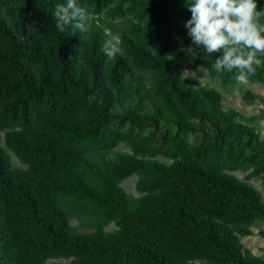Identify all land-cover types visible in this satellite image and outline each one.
Instances as JSON below:
<instances>
[{
    "label": "trees",
    "instance_id": "obj_1",
    "mask_svg": "<svg viewBox=\"0 0 264 264\" xmlns=\"http://www.w3.org/2000/svg\"><path fill=\"white\" fill-rule=\"evenodd\" d=\"M64 2L0 0V264H264L241 242L264 222L262 194L231 174L264 183V140L184 75L191 45L158 31L187 34L185 0H78L89 33L57 28ZM102 16L129 19L112 58ZM222 55L195 64L240 86ZM248 82L264 84V66ZM195 123L215 134L192 146ZM121 144L130 153L111 155ZM133 176L139 196L122 186Z\"/></svg>",
    "mask_w": 264,
    "mask_h": 264
},
{
    "label": "clouds",
    "instance_id": "obj_2",
    "mask_svg": "<svg viewBox=\"0 0 264 264\" xmlns=\"http://www.w3.org/2000/svg\"><path fill=\"white\" fill-rule=\"evenodd\" d=\"M261 0H185L191 18L184 21L191 38L190 53L203 55L223 50L216 58L218 71L234 73L235 81L247 84L251 75L264 66V8ZM57 28L69 25L87 32L91 19L78 0H65L56 6ZM106 56L112 58L122 51L121 37L113 34L103 43Z\"/></svg>",
    "mask_w": 264,
    "mask_h": 264
},
{
    "label": "rangeland",
    "instance_id": "obj_3",
    "mask_svg": "<svg viewBox=\"0 0 264 264\" xmlns=\"http://www.w3.org/2000/svg\"><path fill=\"white\" fill-rule=\"evenodd\" d=\"M258 7L264 8V2ZM86 11L90 16L91 27H92V25H94L93 21L95 22L96 18L95 20L94 18H91L93 17L92 14L87 9ZM102 20L103 23L98 21L97 25L103 27L105 29L106 34L110 33L112 35V33H120V31L125 26L124 25L125 21H128L129 19L117 18L112 21L106 18L105 16H102ZM89 31H87V33H89ZM158 31L164 33L165 35L170 37L173 41H177L180 43L187 42L191 45V47L193 46L189 36L181 28H176L168 33L165 32L164 30H158ZM199 56H200L199 53H190L188 51V59L179 60L180 67L184 72V75L190 78V80L192 81V85L194 87L202 86L207 88H213L220 91L223 95V101H222L223 107L225 109L233 108L237 110L241 114L243 122L250 126H254L260 138L264 140V84L248 82L247 84L235 87L231 83L223 84L221 81L213 82L210 80L208 76V69L206 66H196L195 59L199 58ZM247 92L256 95L257 99H255L252 103H247L243 98ZM131 104L132 102L125 101L124 108L127 109L128 107H130ZM124 108L117 107L116 112L121 113ZM169 128L163 129L160 132L159 137H161ZM150 130L151 129L148 128L147 132H149ZM205 133H209L211 135L215 134L214 130L208 124L205 125L201 123H195V131L190 133H185L184 139L187 142V144H190L192 146L200 145L205 140ZM116 153L118 154L130 153V149L127 145L121 144L112 152L111 155ZM12 159L16 167H22V165L15 157H13ZM159 160L168 162L163 158H159ZM231 174L237 176L241 180L247 181L249 184L255 187L262 194L264 201V183H262V181L259 178H252L250 180H247L245 178L247 174L246 172H233ZM137 179H138L137 176H133L122 183L123 188L128 193H131L134 196H139V193L136 191ZM73 223L76 224L75 221H73ZM115 229L116 227L114 225H110L108 227V230L111 231ZM251 230L253 234L249 237L241 238V242L243 243L244 248L249 250L251 253H253L254 256L261 257L264 259V238L260 234L261 231H264V222L262 221L256 222V224L251 228ZM55 262L69 264V261L63 259L57 260Z\"/></svg>",
    "mask_w": 264,
    "mask_h": 264
}]
</instances>
